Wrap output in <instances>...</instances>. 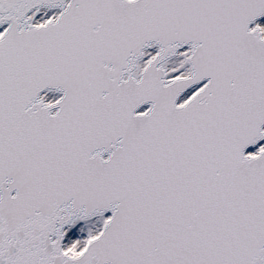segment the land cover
I'll list each match as a JSON object with an SVG mask.
<instances>
[{"label":"snow or ice","instance_id":"1","mask_svg":"<svg viewBox=\"0 0 264 264\" xmlns=\"http://www.w3.org/2000/svg\"><path fill=\"white\" fill-rule=\"evenodd\" d=\"M0 264H264V0H0Z\"/></svg>","mask_w":264,"mask_h":264}]
</instances>
